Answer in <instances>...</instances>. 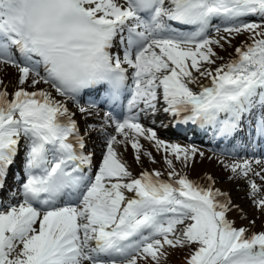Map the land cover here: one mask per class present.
<instances>
[{
    "label": "snow or ice",
    "instance_id": "6c2138e0",
    "mask_svg": "<svg viewBox=\"0 0 264 264\" xmlns=\"http://www.w3.org/2000/svg\"><path fill=\"white\" fill-rule=\"evenodd\" d=\"M243 33L250 44L207 67ZM0 65L20 73L12 99L0 91V192L11 173L16 201H0V264H160L166 246L192 248L188 264H264V231L235 227L214 179L194 182L171 158L187 168L205 152L138 119L162 102L180 124L230 143L224 156L264 143V0H0ZM122 106L127 114L115 112ZM103 108L112 131L90 174L76 117ZM141 138L164 151L168 180L134 177L120 158L117 147L130 145L137 161L142 151L154 161ZM18 157L22 176L12 172ZM217 162L264 212V160Z\"/></svg>",
    "mask_w": 264,
    "mask_h": 264
},
{
    "label": "rangeland",
    "instance_id": "374dc122",
    "mask_svg": "<svg viewBox=\"0 0 264 264\" xmlns=\"http://www.w3.org/2000/svg\"><path fill=\"white\" fill-rule=\"evenodd\" d=\"M258 19V18H257ZM222 35L224 33H221ZM212 35L215 36V31L212 30ZM248 34L243 33L241 35L235 36L231 39V43H225L224 48H218L216 47L215 50L218 53L220 57H223V59H217L216 65H212V68H215L217 65L226 63L232 58H235V48L246 46L248 41ZM247 40V41H246ZM247 43V44H246ZM215 47V46H214ZM19 71L15 67H12L10 65H0V91H3L5 88L7 89V92L9 93L8 99H12V94L18 89V80H19ZM6 76V77H5ZM9 80V82H8ZM49 85L41 84L37 85V89L44 88ZM27 87V85H25ZM28 91H33L34 89L28 88ZM77 117L79 120V124L81 126V132L86 134V132L89 131L88 126L91 125V122L88 120V118L82 117L79 113H77ZM157 136L166 141L167 139H170V141H178V139L165 137L164 135H160L157 133ZM99 139L90 135V141L87 142L89 145H87L86 149L88 153L92 154V159L94 161L95 167L94 170L90 172V174H95L98 170V167L100 166L102 162V156L104 154V148L105 143H103V147H101V143H98ZM106 142V141H105ZM167 142V141H166ZM173 143V142H172ZM185 145V144H184ZM189 145V144H186ZM191 146V145H190ZM196 147V146H195ZM197 148L200 151L205 152V156L203 158L197 156L195 161L192 162L190 167L185 168L183 164L179 161H176L174 157H171L173 159L176 171L180 172L181 175H187L189 179H191L194 182H197L201 185L207 186L209 184V181L207 179L208 176H211L214 181V188L219 189L222 193H226L227 197L230 198L231 204L230 208L231 210L228 212V219L234 223V226L237 228L243 227L247 229V234L251 235L253 233H258L260 231H264V212H261L258 208H256L252 200L249 198V188H246L244 190H239V193L236 194H228L225 190L222 189L221 184L219 183V179L217 177H213V175L209 174L208 172H205V165L214 167L217 172H219V175L222 178L223 182H233V185L237 184V181L234 180V178L230 179L231 177L229 175V171H227L220 163L217 162V158L222 159L220 157H216L212 153L211 150H208L205 147L197 146ZM126 150V157H127V166L129 170L136 168L139 172L148 171V172H155L159 171L161 172V179L168 180L169 177L167 173L171 170L168 168L166 162H165V153L163 150L157 151L156 148L153 146L151 142H149L147 145L144 146V150L151 153V157L154 158V161L152 158H150L147 155L143 154V151L141 153V159L137 161L135 159V152L129 146L128 148H125ZM219 155V154H216ZM209 157H212L211 159ZM17 166L14 168L17 173L20 172L22 169L21 164V158L18 157V160H16ZM15 163V164H16ZM13 172V168H12ZM133 174V173H132ZM11 173L9 175V179L12 184H14V181L11 180ZM134 177H138V174H133ZM178 178V177H177ZM175 179V178H174ZM12 184L7 183L5 189L0 192V201L4 203H15V200H12L9 195V189L13 187ZM252 221H255L253 224ZM185 223H190V221H186ZM182 228L183 226H178ZM187 248L188 246H185L183 248L181 247H168L166 246L164 251L166 253V258H161L160 264H188V260L190 258V255H184L187 254ZM139 264H144V261L141 260ZM148 264H152L151 260H149Z\"/></svg>",
    "mask_w": 264,
    "mask_h": 264
},
{
    "label": "bare ground",
    "instance_id": "6f19581e",
    "mask_svg": "<svg viewBox=\"0 0 264 264\" xmlns=\"http://www.w3.org/2000/svg\"><path fill=\"white\" fill-rule=\"evenodd\" d=\"M211 66L212 65L207 66V67H211ZM202 80H203V83L204 84H208L209 83V81L207 79H203L202 78ZM44 88H48V87H44ZM164 106L165 105L161 102L160 104L157 105V108H156L155 111L146 110L144 112H140V114L143 115V116H141L142 119H140L139 122L145 128H152V129H154L156 131V133H158V134H163V132L165 130H166V132L169 131V130H167L166 127L170 126V123L172 124L173 121H175L178 117H173L172 116V118L168 119L169 115L166 114L167 112H165L163 110ZM102 115H103V112L101 110L98 115H93V116H91V117L88 118V120L91 122V125H94L95 127L93 129L89 130L88 132H86L85 139H86L87 142L90 141V135H92V136H96L97 135V138L98 139H101V141H103L105 143L106 138H107V134L112 131L111 130V127H108V126L104 125V122L101 120V116ZM210 133L213 136V132L211 131ZM192 136H194V135H192ZM190 141H193V140H190ZM211 141H213L215 144H217L219 150H221V151H224V150L229 149V148L232 147V145L230 143L222 142V141H220L218 139L217 140H214L213 138H211ZM140 142H141V144L143 146H145V145H147L149 143V141L144 140L143 138H141V141ZM240 142L241 141H237L236 143L239 144ZM186 143H194V141L193 142H186ZM87 145H89V143ZM255 148H258L256 144H255ZM252 150L253 149L249 148L246 151L247 154L250 153V151H252ZM117 151H118V153L120 155V158L127 164V157H126L125 147L118 146L117 147ZM104 152H105V148H104ZM237 155H238V158L237 159L241 158V152H237ZM221 156H224V155H218V157H221ZM227 157H232V156L227 155L224 158H222L225 161V163H230V162L233 161V158L231 159V158H227ZM244 157H247L249 159H255V158H253V156L252 157H248V156L245 155ZM253 166H254V168L256 170H259V168L261 167V166L255 165V164ZM94 167H95V164H94V161L92 159V167H91V169H94ZM204 171L205 172H208L211 175H213V177L214 176L217 177L219 179V183L222 186V189L225 190L229 195L230 194L233 195V194L239 193V190L242 191V190L245 189V187L246 188H249L246 180L243 179V178H234V180L237 181V184L236 185H233V182H234L233 180H232L233 182L232 181H230V182H223L221 176L219 175V172H217L214 167L205 165ZM131 172L133 174H138V175L141 174V172H139L138 170H136V168L131 169ZM228 173H229L230 176H233V174L230 171ZM251 178L252 179H256L257 183H260L258 177L252 176ZM126 195H130V194L126 192Z\"/></svg>",
    "mask_w": 264,
    "mask_h": 264
},
{
    "label": "trees",
    "instance_id": "16d2710c",
    "mask_svg": "<svg viewBox=\"0 0 264 264\" xmlns=\"http://www.w3.org/2000/svg\"><path fill=\"white\" fill-rule=\"evenodd\" d=\"M191 252H192V248L188 247L187 248V254H184V255H189V254H191Z\"/></svg>",
    "mask_w": 264,
    "mask_h": 264
}]
</instances>
